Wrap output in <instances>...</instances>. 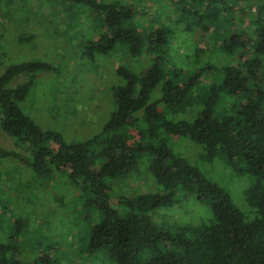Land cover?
<instances>
[{"label": "trees", "instance_id": "obj_1", "mask_svg": "<svg viewBox=\"0 0 264 264\" xmlns=\"http://www.w3.org/2000/svg\"><path fill=\"white\" fill-rule=\"evenodd\" d=\"M63 1L102 17L105 33L91 40V58L123 47L144 59L138 69L115 67V110L98 133L80 142L67 143L58 133L40 129L20 108L34 74L50 72L49 65L14 64L0 77V130L30 155L34 175L62 177L82 206L99 215L87 231V253H101L112 264H264V2L253 25L237 30L225 0H170L179 10L171 33L156 28L153 20L135 26L133 9L118 3ZM190 17L193 24L179 27ZM187 32L198 36L194 54L202 60L189 73L170 53L176 36ZM218 55L232 61L218 67ZM207 72H213L212 80L205 79ZM23 74L31 77L9 87ZM175 137L200 146L208 163L222 161L246 179L243 212L171 149ZM0 155L21 156L16 151ZM143 155L151 157L146 173L158 190L118 194L112 182L133 172ZM187 197L204 202L208 216L156 224L160 209ZM9 243L0 244V264H22L15 258L20 245ZM34 264L57 263L41 255Z\"/></svg>", "mask_w": 264, "mask_h": 264}, {"label": "rangeland", "instance_id": "obj_2", "mask_svg": "<svg viewBox=\"0 0 264 264\" xmlns=\"http://www.w3.org/2000/svg\"><path fill=\"white\" fill-rule=\"evenodd\" d=\"M98 1L133 9L135 26L153 20L156 28L176 31L179 10L173 1ZM263 2L225 0L227 9L233 12L227 17L235 15L237 30L250 27ZM217 8L222 5L218 4ZM100 16L85 6L67 5L63 0H0V77L14 64L36 61L49 65L50 72L34 74L33 86L20 108L40 129L58 133L67 143L94 136L114 112L111 89L119 81L115 67L128 65L138 69L144 61L133 58L123 47L112 54L89 56L91 40L97 37L95 33H105ZM192 21L190 17L178 25L186 28ZM180 34L174 39L175 49L170 53L178 58L177 67L189 73L202 61L194 54L198 36L189 32ZM215 61L221 67L232 59L218 55ZM212 74L207 72L205 79L212 80ZM30 77L29 74L19 75L9 87L22 84ZM17 143L0 130V153L21 154L16 159L0 155V244H19V256L15 258L22 264H34L41 255L53 258L57 264H112L101 253L92 256L86 250L87 231L97 220L98 213L85 209L83 202L77 199V192L71 190L62 177L46 179L34 175L28 165L30 155ZM170 147L228 193L238 210L244 211L246 179L236 177L222 161H205L200 146L186 138L171 139ZM150 165V156L139 157L133 172L112 182L117 193L131 197L143 191L158 190L146 173ZM158 212L156 224L159 226L178 225L206 213L208 216L204 202L188 197Z\"/></svg>", "mask_w": 264, "mask_h": 264}]
</instances>
